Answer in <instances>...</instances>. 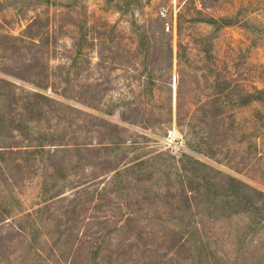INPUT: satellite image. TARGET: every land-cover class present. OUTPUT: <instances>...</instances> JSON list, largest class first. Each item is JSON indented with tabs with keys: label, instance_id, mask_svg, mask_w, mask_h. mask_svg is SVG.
Segmentation results:
<instances>
[{
	"label": "rangeland",
	"instance_id": "374dc122",
	"mask_svg": "<svg viewBox=\"0 0 264 264\" xmlns=\"http://www.w3.org/2000/svg\"><path fill=\"white\" fill-rule=\"evenodd\" d=\"M185 1L234 23L185 29L215 36L231 89L197 110L206 83L186 79L193 132L176 125L175 55L170 73L134 32L175 54ZM98 119L119 136L85 133ZM0 264H264V0H0Z\"/></svg>",
	"mask_w": 264,
	"mask_h": 264
},
{
	"label": "trees",
	"instance_id": "16d2710c",
	"mask_svg": "<svg viewBox=\"0 0 264 264\" xmlns=\"http://www.w3.org/2000/svg\"><path fill=\"white\" fill-rule=\"evenodd\" d=\"M190 12V15L188 14ZM197 15H202L201 9L195 6L194 2L191 1H185L179 8V11L176 16V36H177V42H176V49L175 54L173 52V46H172V39H168L165 43V49L159 50L157 48V35L160 33L159 31H153L150 33H147L145 29L138 28V30L135 29V38L138 47L141 49L139 54L143 53L144 57H147L146 55L151 54L152 63L157 64L158 57L154 54H157L159 56L160 53L164 56V62L167 61V65L164 66V69L170 70V73L173 71V57L175 55L176 58V64H175V70H176V125L178 126H184L187 128V131L193 132L195 129V123L193 122H187L185 124L181 123L179 117L180 111H181V97L184 93L183 86L186 85V79L188 78L190 84H192V87L188 88L187 91L189 93H194L196 89V84L198 83L199 78L202 76L203 80L206 83L205 89L207 90L205 100H208L207 102H203L201 105H197V110L201 109L204 111H214L217 110L220 111L224 105H226L228 102H230V83L228 82L227 75L229 73L227 66H218L216 59L213 57L212 49H213V43L211 42L213 38H215L214 35L212 36H195L192 35L191 39L189 41H184L183 37L185 35V29L186 27H192L193 25L197 23L206 24L212 27V32L218 33L219 30L223 29L224 27L231 26L232 23L231 19L228 17H198ZM165 34V32L162 30L161 34ZM189 44H193V47H190ZM143 50V51H142ZM206 75H198L199 72H205ZM148 77H147V83L154 84V75L151 70L148 71ZM144 90H141V92ZM152 92V88H148V93ZM170 94H172V90L170 88ZM138 95H142V93H139ZM35 96H39L38 94H35ZM252 96L247 95V97H242L239 99L241 104H246L249 102V100ZM255 100V99H253ZM126 103H121V106H124ZM143 107V106H142ZM142 113H139L140 120L139 122H143L145 125H149V118L145 117L149 114L146 113V111H149L146 107H143ZM135 111H140L139 107L134 108ZM170 117H172V105H169L168 108ZM121 118L123 121H127L128 123L137 124L138 119H134L132 121H129L128 117H126L123 113H121ZM100 122H102L100 119H98ZM170 123H172V118L170 119ZM94 127L92 129H85V133L88 132H100L101 129H107L106 136L112 137L113 134H118L120 129L118 128L117 124H111L109 121L102 122L98 125L93 124ZM97 128V129H94ZM117 138V137H116ZM195 138V137H194ZM194 138H187L188 141H193ZM134 142V141H133ZM102 143V142H100ZM111 145H117L119 143L118 139L116 141L109 142ZM46 144H40L37 145L41 149L45 148ZM113 145V146H114ZM94 146L91 144V142H81L80 144L73 143L71 148L72 150L77 151L81 155L84 153H89L91 148ZM235 180V179H234ZM233 181V180H232ZM255 191V190H254ZM256 192V191H255ZM261 194V193H260ZM263 195V193H262Z\"/></svg>",
	"mask_w": 264,
	"mask_h": 264
}]
</instances>
